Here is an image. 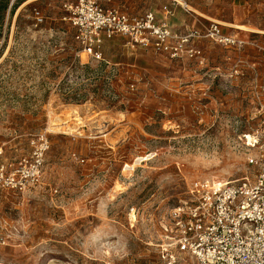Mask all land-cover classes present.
<instances>
[{
	"label": "rangeland",
	"instance_id": "rangeland-1",
	"mask_svg": "<svg viewBox=\"0 0 264 264\" xmlns=\"http://www.w3.org/2000/svg\"><path fill=\"white\" fill-rule=\"evenodd\" d=\"M27 1L8 0L0 15L3 164L40 135L49 146L37 184L0 189V264H161L191 182L257 172L248 161L253 136L264 141V0H181L198 14L171 0H97L158 16L167 6L246 41L204 40L199 56L170 60L116 36L100 63L63 20L71 0ZM33 9L45 18L37 28Z\"/></svg>",
	"mask_w": 264,
	"mask_h": 264
},
{
	"label": "built area",
	"instance_id": "built-area-1",
	"mask_svg": "<svg viewBox=\"0 0 264 264\" xmlns=\"http://www.w3.org/2000/svg\"><path fill=\"white\" fill-rule=\"evenodd\" d=\"M62 9L82 54L96 63L104 62V41L116 36L126 38L131 47L170 60L199 56L197 44L204 40L233 49L246 44L238 35L225 34L216 23L199 22L180 33L158 21L153 11L131 14L97 0L66 1ZM31 20L34 28L45 23L38 9L32 10ZM251 141V147H257L248 161L258 168L253 179L190 183L189 198L171 210L168 242L159 251L161 264H264V141L259 134ZM31 146L30 154L9 165L3 164L0 147V189L22 193L38 183L49 145L40 135Z\"/></svg>",
	"mask_w": 264,
	"mask_h": 264
},
{
	"label": "crops",
	"instance_id": "crops-1",
	"mask_svg": "<svg viewBox=\"0 0 264 264\" xmlns=\"http://www.w3.org/2000/svg\"><path fill=\"white\" fill-rule=\"evenodd\" d=\"M31 2V1H30ZM122 10H125V11H127V12H129V13H131L130 11H128L127 9H125L124 7H120ZM164 8H166V9H168L170 12H171V9L172 8H169V7H167V6H164L163 8H161L162 9V15L161 16H158L155 12V14H156V17H157V19H158V21H165L166 23H168L174 30H176L177 32H183V30L184 29H189V28H194V27H196L197 25H195V24H193V25H187L186 24V18H185V14L182 12V11H180V12H178V13H176V11H175V13L173 14V15H171V16H167L166 15V12H164ZM146 12V11H145ZM144 13V12H143ZM172 13V12H171ZM131 14H141L140 12H138V13H131ZM200 21H198V23H199ZM231 35H233V34H231ZM113 39V38H112ZM108 40L106 39L105 41H104V43H103V47H104V44H105V42H107ZM198 45V44H197ZM103 47H102V54H103ZM198 47V46H197ZM144 51H152V50H144ZM153 52V51H152Z\"/></svg>",
	"mask_w": 264,
	"mask_h": 264
},
{
	"label": "bare ground",
	"instance_id": "bare-ground-1",
	"mask_svg": "<svg viewBox=\"0 0 264 264\" xmlns=\"http://www.w3.org/2000/svg\"><path fill=\"white\" fill-rule=\"evenodd\" d=\"M30 1H32V0H28L26 3H28V2H30ZM171 1H175V2H177V3H180L181 5H183L188 11H190V12H193V13H196V14H198V12L195 10V9H193L190 5H188V4H186V3H184V2H182L181 0H171ZM25 3V4H26ZM237 27V26H236ZM238 29H244L243 27H237ZM247 30V29H246ZM249 31H257V30H249ZM257 32H259V31H257ZM248 138H250V137H248ZM130 168H132V166L130 167Z\"/></svg>",
	"mask_w": 264,
	"mask_h": 264
},
{
	"label": "trees",
	"instance_id": "trees-1",
	"mask_svg": "<svg viewBox=\"0 0 264 264\" xmlns=\"http://www.w3.org/2000/svg\"><path fill=\"white\" fill-rule=\"evenodd\" d=\"M16 1H18V0H16ZM22 1H23V0H22ZM7 8H8V0H1V1H0V15H1L3 12L7 11V10H8ZM14 10H15V9H13V7H12V9H10V14H12Z\"/></svg>",
	"mask_w": 264,
	"mask_h": 264
},
{
	"label": "water",
	"instance_id": "water-1",
	"mask_svg": "<svg viewBox=\"0 0 264 264\" xmlns=\"http://www.w3.org/2000/svg\"><path fill=\"white\" fill-rule=\"evenodd\" d=\"M14 1V0H13Z\"/></svg>",
	"mask_w": 264,
	"mask_h": 264
}]
</instances>
